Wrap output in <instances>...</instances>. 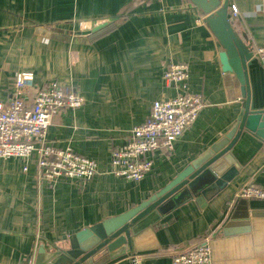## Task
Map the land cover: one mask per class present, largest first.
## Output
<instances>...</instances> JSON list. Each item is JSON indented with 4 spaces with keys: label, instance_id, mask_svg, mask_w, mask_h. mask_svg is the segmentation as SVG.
Listing matches in <instances>:
<instances>
[{
    "label": "crops",
    "instance_id": "1",
    "mask_svg": "<svg viewBox=\"0 0 264 264\" xmlns=\"http://www.w3.org/2000/svg\"><path fill=\"white\" fill-rule=\"evenodd\" d=\"M233 2L240 10L233 26L253 52L251 99L264 108V64L256 58L264 46V0H230L229 15ZM220 51L191 0H0V102H11L22 71L35 75L30 101L52 80L76 88L84 103L57 113L46 140L98 165L89 180L49 182L36 157L27 170L20 158H0V264H27L41 245L67 247L72 234L149 198L230 130L245 99L237 76L222 69ZM174 63L187 64L188 91L202 97L197 119L171 152L152 154V169L141 181L113 174V149L149 118L156 100L177 94L164 77ZM220 170L223 190L152 212L139 227L153 226L142 238L145 247L104 264H171L207 236L211 264H264V217H251L247 232H225L229 222L239 228L251 211L264 208V200L238 194L251 182L264 188V138L242 137Z\"/></svg>",
    "mask_w": 264,
    "mask_h": 264
},
{
    "label": "built area",
    "instance_id": "2",
    "mask_svg": "<svg viewBox=\"0 0 264 264\" xmlns=\"http://www.w3.org/2000/svg\"><path fill=\"white\" fill-rule=\"evenodd\" d=\"M240 10L235 2L230 4V16L236 18ZM256 58L264 64V46L256 51ZM169 85L177 94L158 99L153 103L149 118L131 129L129 140L111 153V172L129 181H141L153 165L152 154L157 150L171 152L175 141L195 122L204 103L200 94L187 88L189 68L185 63L170 64L164 71ZM35 87L32 71L17 74L11 102H0V158L17 157L28 162L37 158L41 178L57 181L61 177L89 180L98 170L97 162L76 153L72 148H58L46 140L53 117L64 108L76 109L85 98L76 88L52 80L37 89L32 101L29 92ZM247 199L264 200V188L253 182L238 192ZM211 237L173 256L171 264H211ZM139 260H137L138 262Z\"/></svg>",
    "mask_w": 264,
    "mask_h": 264
},
{
    "label": "water",
    "instance_id": "3",
    "mask_svg": "<svg viewBox=\"0 0 264 264\" xmlns=\"http://www.w3.org/2000/svg\"><path fill=\"white\" fill-rule=\"evenodd\" d=\"M205 17L207 25L220 42L219 53L222 69L233 72L241 85L245 99L235 124L199 157L192 160L167 184L149 198L128 211L87 226L69 237V245L51 250L41 245L36 257L27 264H104L110 259L125 255L129 250H141L142 238L154 232L152 224L139 228L141 221L152 212L163 213L166 204L180 205L209 193L223 190L226 183L222 166L233 159L235 145L242 137L256 135L264 138V108H256L251 99L249 71L253 52L233 26L229 15L230 0H191ZM103 24L94 28H101ZM228 159V160H227ZM251 217H264V208L253 210L247 218L229 222L226 233H243L250 229Z\"/></svg>",
    "mask_w": 264,
    "mask_h": 264
},
{
    "label": "rangeland",
    "instance_id": "4",
    "mask_svg": "<svg viewBox=\"0 0 264 264\" xmlns=\"http://www.w3.org/2000/svg\"><path fill=\"white\" fill-rule=\"evenodd\" d=\"M211 240V239H210ZM210 244H211V242H210ZM212 245V244H211Z\"/></svg>",
    "mask_w": 264,
    "mask_h": 264
}]
</instances>
